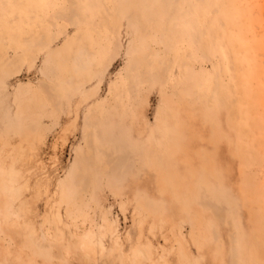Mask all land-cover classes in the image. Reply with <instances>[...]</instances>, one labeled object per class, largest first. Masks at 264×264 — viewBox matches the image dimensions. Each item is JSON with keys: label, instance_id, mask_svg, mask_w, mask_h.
Here are the masks:
<instances>
[{"label": "rangeland", "instance_id": "rangeland-1", "mask_svg": "<svg viewBox=\"0 0 264 264\" xmlns=\"http://www.w3.org/2000/svg\"><path fill=\"white\" fill-rule=\"evenodd\" d=\"M0 264H264V0H0Z\"/></svg>", "mask_w": 264, "mask_h": 264}, {"label": "bare ground", "instance_id": "bare-ground-1", "mask_svg": "<svg viewBox=\"0 0 264 264\" xmlns=\"http://www.w3.org/2000/svg\"><path fill=\"white\" fill-rule=\"evenodd\" d=\"M8 62H9V61H8ZM9 63H10V62H9ZM203 198H204V197H203ZM203 200H204V199H202V201H203ZM205 200H206V199H205ZM106 218H107V217H106ZM107 222H108L109 225H111V222H110V221L107 220ZM144 251H146V249H144ZM136 253H137V254H136ZM136 253H135L136 256H139V257L142 256V255H143V247L137 248V249H136ZM182 254H183V253H182ZM133 259H134V258H133ZM137 262H138V261H137ZM139 262H140V261H139ZM139 262H138V263H139Z\"/></svg>", "mask_w": 264, "mask_h": 264}]
</instances>
